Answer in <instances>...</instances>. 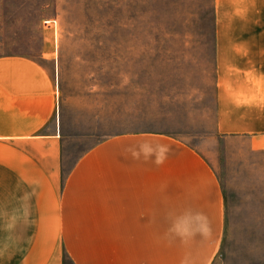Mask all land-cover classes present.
I'll use <instances>...</instances> for the list:
<instances>
[{"label":"rangeland","instance_id":"374dc122","mask_svg":"<svg viewBox=\"0 0 264 264\" xmlns=\"http://www.w3.org/2000/svg\"><path fill=\"white\" fill-rule=\"evenodd\" d=\"M214 6V0H0V57L28 58L53 77L56 109L42 131L59 137L58 145L0 144V168L34 169L38 161L28 162L29 153H52L59 161L48 168L66 176L107 139L175 136L215 173L220 232L210 237L209 226L169 225L161 209L160 224L148 226L158 240L150 233L129 244L153 246L143 252L151 264H264V131L219 128ZM259 93L264 103V86ZM62 250L61 264H75Z\"/></svg>","mask_w":264,"mask_h":264},{"label":"crops","instance_id":"0c3cea01","mask_svg":"<svg viewBox=\"0 0 264 264\" xmlns=\"http://www.w3.org/2000/svg\"><path fill=\"white\" fill-rule=\"evenodd\" d=\"M214 5L219 128L261 134L264 0ZM56 104L55 81L36 62L0 57V144L58 145L56 131H42ZM58 157L29 153L37 168H0V264H61L63 247L75 264H151L143 252L154 247L129 241L150 233L149 240H158L148 226L160 224L161 209L169 225L209 226L210 237L220 232L223 197L215 173L175 136L107 139L66 176L48 168Z\"/></svg>","mask_w":264,"mask_h":264}]
</instances>
